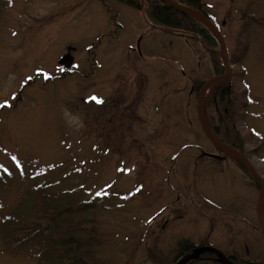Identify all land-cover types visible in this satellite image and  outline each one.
I'll use <instances>...</instances> for the list:
<instances>
[{"label":"rangeland","instance_id":"obj_1","mask_svg":"<svg viewBox=\"0 0 264 264\" xmlns=\"http://www.w3.org/2000/svg\"><path fill=\"white\" fill-rule=\"evenodd\" d=\"M143 1L0 0V264H59L64 227L90 237L91 264H172L185 241L207 235L239 262H264L259 185L233 157L201 154L217 152L194 89L215 75L209 47L151 26ZM204 3L233 87L248 90L237 128L264 176V0ZM246 24L239 66L231 58ZM27 215L55 219L15 243Z\"/></svg>","mask_w":264,"mask_h":264},{"label":"trees","instance_id":"obj_2","mask_svg":"<svg viewBox=\"0 0 264 264\" xmlns=\"http://www.w3.org/2000/svg\"><path fill=\"white\" fill-rule=\"evenodd\" d=\"M121 1L136 9H141L143 5L142 3H144L143 0ZM175 1L199 9L210 16L209 12H207L206 10L204 0ZM147 13L149 18L157 26L175 31L178 30L179 32H177V34L189 40V42L195 47L197 51H200L201 49L205 48V46H208V52L214 66L215 74L224 72L225 67L222 57L216 52L215 49L219 46L218 41L204 24H202L191 15L175 9L162 0H148ZM115 18V15H112L111 19L113 21H115ZM115 23L120 27V24L117 21ZM241 33L243 35L242 41L239 44L235 57L233 59L231 58L232 62L238 64L239 66H241L242 61L245 59L249 50L247 24L244 25ZM99 43L100 39L95 45L90 48V51H93L94 48H97ZM243 70H245V68H243ZM29 80L32 79L30 78ZM204 82V80L196 81L195 89L198 91ZM247 91L248 90L246 87L243 91H236L233 87L232 80L230 82L221 83L214 88L205 104V113L208 123L216 136L224 142L230 144L234 148L242 151L243 153H245L243 147L244 139L237 128L238 113L236 104L241 100V97L243 95H247ZM246 101L247 98L243 101V103H246ZM236 161L238 162L239 166L245 170L248 176H250V178L257 182V180L249 173V171L238 160ZM80 205L82 206L83 204ZM70 210V208L59 210L56 216H58L59 213H65ZM51 219H55V217L45 216L41 220H37L32 215L25 216L15 223V228H13L11 232L13 238L12 241L16 243L25 238L31 237L38 231L40 232L45 223H47L48 220ZM85 228L91 229L89 226ZM57 236L60 242L57 243L58 250L56 251V261L59 262V264H91L90 260L82 254L84 245L87 244V242L90 243V237L86 236L85 234L81 235L78 233H73L70 231L69 227H64V229H62L60 233L57 234ZM208 237L209 235L205 236L198 244L192 243L191 241H185V243L182 244L180 250L178 251V255L174 257L172 264L179 260H182L184 257L188 256L190 253L194 252L201 246L212 245ZM227 255L238 264H255L254 262L248 260L239 262L237 260L238 257L232 253H229ZM185 264L224 263L220 260V257L217 253L206 250L200 253L198 256L192 258Z\"/></svg>","mask_w":264,"mask_h":264},{"label":"water","instance_id":"obj_3","mask_svg":"<svg viewBox=\"0 0 264 264\" xmlns=\"http://www.w3.org/2000/svg\"><path fill=\"white\" fill-rule=\"evenodd\" d=\"M101 1H105V0H101ZM162 1L174 7L175 9L180 10L196 18L198 21L204 24L212 32V34L216 37L219 43L221 57H222V60L225 66V72L222 74L214 75L213 77L208 79L199 89L198 96H197L198 119H199L201 128L205 136L211 141V143L216 148H218L220 151L223 152L222 157L231 155L234 158H236L241 164L245 166V168L249 171V173L259 183L260 192H259V198L256 204V211H257V216H258L259 228H260L263 240H264V176L256 169L254 164L248 159V157L243 152L234 148L233 146L224 142L223 140L219 139L216 136V134L211 129L208 123V120L206 118V114H205V104L208 98V91L210 93L214 89V87H216L220 83L230 82L232 79V72H233L232 64L230 63L228 46H227L224 34L220 30V28L217 26V24L205 12L199 9H196L194 7H191L189 5L182 4L175 0H162ZM72 60H73V56L67 55L62 61L64 63L65 62L70 63ZM206 250L217 253L220 257V260L224 264H236L223 251H221L220 249L216 247H212V246H201L197 248L194 252H192L190 255L183 258L182 260L175 262L174 264H185L186 262H188L189 260L198 256L200 253ZM261 264H264V262Z\"/></svg>","mask_w":264,"mask_h":264},{"label":"flooded vegetation","instance_id":"obj_4","mask_svg":"<svg viewBox=\"0 0 264 264\" xmlns=\"http://www.w3.org/2000/svg\"><path fill=\"white\" fill-rule=\"evenodd\" d=\"M201 154H204V156H207V157H210V158H213V159L223 160V159L217 157V156H223V152H221L219 149H217V152H215V153L203 151V152H201ZM230 157H232V156L228 155V156H226L224 158L227 159V158H230Z\"/></svg>","mask_w":264,"mask_h":264},{"label":"snow or ice","instance_id":"obj_5","mask_svg":"<svg viewBox=\"0 0 264 264\" xmlns=\"http://www.w3.org/2000/svg\"><path fill=\"white\" fill-rule=\"evenodd\" d=\"M46 78H47V77H46ZM90 99L93 100V101H95L97 104H101V103H103L102 100H100L99 98H97V97H95V96L91 97ZM0 107H3V105H0ZM102 194H105V195H106V193H97L96 195L99 196V195H102Z\"/></svg>","mask_w":264,"mask_h":264}]
</instances>
